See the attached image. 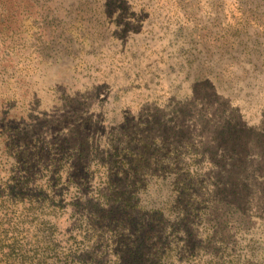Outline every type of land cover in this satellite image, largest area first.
I'll list each match as a JSON object with an SVG mask.
<instances>
[{
  "label": "rangeland",
  "instance_id": "rangeland-1",
  "mask_svg": "<svg viewBox=\"0 0 264 264\" xmlns=\"http://www.w3.org/2000/svg\"><path fill=\"white\" fill-rule=\"evenodd\" d=\"M0 158L77 264H264V0H0Z\"/></svg>",
  "mask_w": 264,
  "mask_h": 264
},
{
  "label": "trees",
  "instance_id": "trees-1",
  "mask_svg": "<svg viewBox=\"0 0 264 264\" xmlns=\"http://www.w3.org/2000/svg\"><path fill=\"white\" fill-rule=\"evenodd\" d=\"M5 149L7 150L6 146ZM27 153L26 151L23 154L26 156ZM18 163L16 160V164L11 167ZM30 165L31 163L25 161L27 173ZM30 175L18 178L11 176L10 181L2 183L0 187V264H77L74 260L77 257L79 241L74 240V245L66 251L58 250L60 243L52 240L56 231L54 227L44 229L45 224L43 230L47 237L44 234L37 237L42 229L40 224L43 225L39 222L40 215H49L45 209L50 210L53 215L57 207L45 192L44 186L39 188L38 193H34ZM22 186L30 194L24 193ZM19 204L23 205L20 211L17 209Z\"/></svg>",
  "mask_w": 264,
  "mask_h": 264
}]
</instances>
